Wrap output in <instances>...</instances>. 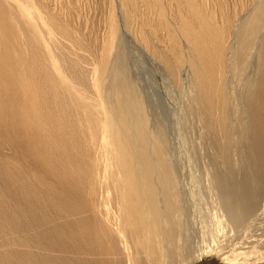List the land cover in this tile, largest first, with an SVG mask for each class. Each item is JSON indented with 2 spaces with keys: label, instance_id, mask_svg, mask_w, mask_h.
<instances>
[{
  "label": "bare ground",
  "instance_id": "1",
  "mask_svg": "<svg viewBox=\"0 0 264 264\" xmlns=\"http://www.w3.org/2000/svg\"><path fill=\"white\" fill-rule=\"evenodd\" d=\"M216 245L264 264V0H0V264Z\"/></svg>",
  "mask_w": 264,
  "mask_h": 264
},
{
  "label": "rangeland",
  "instance_id": "2",
  "mask_svg": "<svg viewBox=\"0 0 264 264\" xmlns=\"http://www.w3.org/2000/svg\"><path fill=\"white\" fill-rule=\"evenodd\" d=\"M131 64L134 65L136 72L138 73V75L141 77V84L144 88V86L146 87L145 92L147 93V95L149 97H151L154 101H157L158 98L160 96H163V86L162 83L159 84L158 81H160L159 79H156L155 81V74L154 72L151 70V68L149 67L150 70H148L147 66L142 63L139 62L136 57H132L131 58ZM154 75V76H153ZM157 82V83H156ZM158 84V85H156ZM159 87V88H158ZM161 91V92H160ZM165 99V97H164ZM164 101H167L166 99ZM166 105H170L167 106V116L168 119L170 121V128L172 129L173 127V121H174V110L172 109L173 106H171L170 102H166ZM173 119V120H172ZM232 249H221L219 245L210 247V249L204 254V256L201 258L200 261H198L196 264H225L223 258L225 256H228L230 254V251Z\"/></svg>",
  "mask_w": 264,
  "mask_h": 264
}]
</instances>
